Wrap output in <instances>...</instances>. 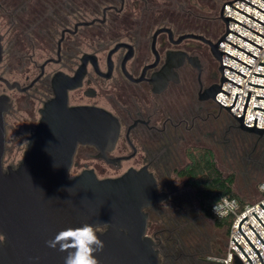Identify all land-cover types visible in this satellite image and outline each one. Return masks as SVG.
Here are the masks:
<instances>
[{
    "label": "flooded vegetation",
    "instance_id": "1",
    "mask_svg": "<svg viewBox=\"0 0 264 264\" xmlns=\"http://www.w3.org/2000/svg\"><path fill=\"white\" fill-rule=\"evenodd\" d=\"M148 1L113 0L96 13L72 9L56 27L49 48L5 46L9 32L3 34L0 75L9 55L13 72L24 80L11 82H18L26 90H9L17 92L12 97L0 82L6 87L1 94L8 95L12 105L5 115L2 163L4 172L22 163L42 117L41 110L55 97L56 89L67 88L69 107L109 112L120 125L114 149L101 151L95 145L79 144L69 178L86 170L100 180L118 178L130 170L151 173L158 192L165 196L144 212L148 215L147 234L155 239L162 264L160 258L168 257L163 250L170 226L183 216L186 223L178 220V225L191 227L192 213L198 217L201 214L196 193L182 175L191 163L189 154L210 149L215 155L214 147L224 143L225 127L230 129L235 123L241 130L211 98L221 81V69L210 45L189 37L180 41L194 34L215 43L220 39L219 32L212 26L193 32L183 24L159 21ZM40 8L31 6L30 11L38 13ZM19 52H23L20 57ZM38 52L49 53L41 64L35 59ZM9 117L14 123L7 120ZM249 135L257 139L255 147L264 137ZM96 162L119 173L102 177L101 172L106 174L107 169H99ZM79 166H83L81 173L72 174ZM1 244L4 246L5 241ZM210 258L197 260L199 264H211Z\"/></svg>",
    "mask_w": 264,
    "mask_h": 264
},
{
    "label": "water",
    "instance_id": "2",
    "mask_svg": "<svg viewBox=\"0 0 264 264\" xmlns=\"http://www.w3.org/2000/svg\"><path fill=\"white\" fill-rule=\"evenodd\" d=\"M238 1L264 13L244 0L229 2L227 5L225 3L220 18L226 26V34L217 42L194 34L186 35L180 41L189 37L208 43L212 54L222 64V86L230 81L241 88L225 77V68L243 78L245 75L224 65L223 54L240 61L221 52L219 46L224 42L253 58L256 57L225 40L230 33L235 35L228 31L229 21L263 39L264 37L224 16V10L233 7L231 5ZM88 24L91 23H83ZM3 41L4 36L0 34V65L4 55ZM46 64L41 67L42 74ZM261 66L264 67V63H261ZM255 76L264 77L259 74ZM58 77L57 75L56 78ZM0 82L4 83L8 90H26L21 88L18 82H11L1 75ZM249 85L264 89L263 86L251 83ZM222 86H215L211 98L235 118L241 131L263 137L264 128H257L258 119H255L254 127L244 125L252 93L248 92L243 116L238 118L231 112L238 94L231 107L217 101L220 92L229 96ZM258 99L264 100L260 97ZM11 108L10 97L0 94V232L5 236V245L0 246V264H65L67 252L59 251V245L57 249L48 247L46 241L53 239L63 229L80 227L85 223L97 226V235L104 241V250L96 253L99 264H160L156 241L147 234L148 215L144 209L161 202L165 195L158 192L156 180L151 173L145 169L130 170L121 177L100 180L93 171L86 170L74 178H69L79 144L95 145L101 151L114 149L120 133L118 120L102 109L69 107L67 88L56 89L55 97L41 110L42 117L30 138L24 160L16 169L9 168L4 172L2 161L6 136L5 115ZM255 110L264 112L259 108ZM243 222L240 226L241 234L264 264L260 253L243 234ZM106 224L109 227L105 226ZM250 227L252 228L251 225ZM235 243L238 245L236 241ZM239 248L243 251L240 246ZM244 254L250 264H253L248 255L245 252ZM210 263L224 264L215 261Z\"/></svg>",
    "mask_w": 264,
    "mask_h": 264
},
{
    "label": "trees",
    "instance_id": "3",
    "mask_svg": "<svg viewBox=\"0 0 264 264\" xmlns=\"http://www.w3.org/2000/svg\"><path fill=\"white\" fill-rule=\"evenodd\" d=\"M109 1L113 0H1L0 17L7 22L9 32L6 39L7 46L32 48V45H34L36 49L45 46L49 48L55 39L56 27L64 21V16L71 13L72 9H81L82 13H96ZM228 1L151 0L148 2L153 13H156L159 17V21L174 22L173 24L176 26L183 24L185 29L195 32L204 31L207 27L214 26L217 20H220L218 6L222 5L223 7ZM31 6L41 7V12L30 11ZM215 11L217 13H214ZM21 55H23V52L18 53L19 57ZM189 156L191 163L182 175L187 178L188 184L196 193L195 196L201 214L212 220L218 229H225L229 235L232 219H219L212 214L211 209L222 197L237 198L242 206L247 204L245 199L238 195L235 190L236 175L233 173L225 175L216 162L214 152L210 149L192 152ZM177 219L179 223H186L187 221L183 216ZM178 220L170 226L171 234L164 237L166 242L163 251L168 257L161 263L199 264L198 258L187 250L184 243L186 239L190 241V237L195 236L198 230H196V227L178 225ZM178 227H186V230L181 231V229H177ZM167 238H170V240H167ZM196 238L197 236L193 240ZM171 259H174L175 263L170 261Z\"/></svg>",
    "mask_w": 264,
    "mask_h": 264
},
{
    "label": "built area",
    "instance_id": "4",
    "mask_svg": "<svg viewBox=\"0 0 264 264\" xmlns=\"http://www.w3.org/2000/svg\"><path fill=\"white\" fill-rule=\"evenodd\" d=\"M234 1L236 0H229L226 5L229 2ZM244 1L264 11V0ZM231 6L237 8L238 10L264 24V13L241 1H238ZM233 7H227L224 10V16L226 18L230 17L238 23L264 37V25L234 9ZM228 31L247 40L248 42L231 33L226 37L225 40L255 56L256 58H253L224 42L219 46V50L221 52L230 55L231 57L239 60L240 62L246 64L251 68L223 54L224 65L235 69L245 76L243 78L238 74L232 72L231 70L225 68V77L240 85L241 88L230 81L225 82L222 86V73H220L221 81L219 85L222 86V89L226 91L229 96L223 92H220L217 95V101L226 107H231L233 106L238 94L235 107L231 110V112L234 113L238 118H240L244 113L248 92L252 93L244 125L247 127H254V121L255 119H258L257 128H264V112L255 110V108L264 110V100L258 99V97L264 98V89L255 88L249 85L251 83L253 85L264 87V77L255 76V74L264 75V67L261 66V63H264V39L231 21H229ZM225 34L226 26L222 36H224ZM249 42L260 48L250 44ZM219 67H222V64L220 62ZM216 104L221 108V106L217 102ZM222 109L227 111L224 107ZM259 191L262 194V198L257 202L247 203L244 206L241 205L240 201L237 198H226L224 200L218 201L217 203L221 205V211L219 215H217L213 211V207L217 203L212 206L211 212L215 217L219 219L231 218L232 224L225 254L223 256L211 257L209 259L210 261L224 264H250V261L244 254L245 252L253 264H262L259 255L243 237L240 231V226L247 217V219L243 222L242 232L260 253L264 262V183H261L259 185ZM250 225L260 237L255 233ZM233 239L238 243V245L243 249L244 252L239 248V246Z\"/></svg>",
    "mask_w": 264,
    "mask_h": 264
},
{
    "label": "rangeland",
    "instance_id": "5",
    "mask_svg": "<svg viewBox=\"0 0 264 264\" xmlns=\"http://www.w3.org/2000/svg\"><path fill=\"white\" fill-rule=\"evenodd\" d=\"M221 8L222 5H219V17ZM214 13H217V11ZM212 27L219 32L218 37H220L224 31L223 22L221 20H217V22ZM7 31V22H5L0 17V33L2 35H7ZM6 45L7 44L5 42V46ZM48 56L49 53L45 54L44 52H38L35 54V59L39 64H41ZM11 64L13 63L10 61V56L7 55L2 64V75L9 81L19 80L21 83H23L24 80L20 79L21 77L18 75V73L13 72ZM4 89H6L5 85L0 84V94ZM6 93L13 97L16 96L15 94L17 92H10L6 89ZM225 117L226 120L230 122V118L227 115H225ZM7 120L10 123H14L10 117L7 118ZM235 127V123L231 124L230 129L225 127L223 145H220L218 148L214 147L215 158L220 170L225 175L232 173L236 175L235 190L238 195L244 198L246 203H254L262 198V194L259 191V185L264 183V137L259 140L255 147L254 142L257 139L252 138L251 135L245 132L239 131ZM241 141L242 143L246 144H242L243 146L240 145ZM96 166L102 170L103 168L107 169L106 174L99 171L101 172L100 175L102 177L109 175L113 176L119 173L118 171L109 169L100 162H96ZM82 169L83 166H79L77 169L74 168L72 174H80ZM191 218H193V222L190 225L191 227H196L198 232L195 233V236L192 235L190 237V241L184 238L186 239L184 243L187 247V250L193 253L196 258L204 257L207 259L208 257H218L219 255L225 254L229 240V235L227 234L226 230L218 229L212 220L207 219L201 214L198 217L197 214L192 213ZM186 227H178L177 229L184 231L186 230ZM193 236H197V238L193 240ZM173 257L175 258V256ZM164 259L166 258H160L161 262H164ZM170 261L175 263L174 259H171Z\"/></svg>",
    "mask_w": 264,
    "mask_h": 264
},
{
    "label": "clouds",
    "instance_id": "6",
    "mask_svg": "<svg viewBox=\"0 0 264 264\" xmlns=\"http://www.w3.org/2000/svg\"><path fill=\"white\" fill-rule=\"evenodd\" d=\"M226 199L222 197L221 200ZM213 211L219 215L221 205L217 203ZM109 227V225H105ZM99 229L91 224L80 227H68L61 230L53 239L46 241L48 247L67 252L65 264H99L96 253L104 250V241L97 235ZM0 241H5V236L0 235Z\"/></svg>",
    "mask_w": 264,
    "mask_h": 264
}]
</instances>
